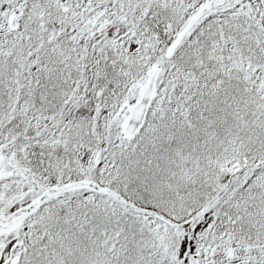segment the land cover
Listing matches in <instances>:
<instances>
[{"label": "snow or ice", "instance_id": "1", "mask_svg": "<svg viewBox=\"0 0 264 264\" xmlns=\"http://www.w3.org/2000/svg\"><path fill=\"white\" fill-rule=\"evenodd\" d=\"M0 264H264V0H0Z\"/></svg>", "mask_w": 264, "mask_h": 264}]
</instances>
